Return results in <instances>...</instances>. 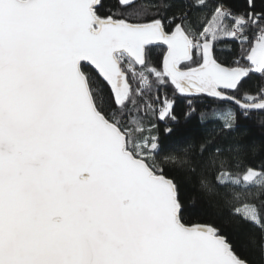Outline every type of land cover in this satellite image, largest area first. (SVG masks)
I'll return each mask as SVG.
<instances>
[{
    "label": "snow or ice",
    "instance_id": "1",
    "mask_svg": "<svg viewBox=\"0 0 264 264\" xmlns=\"http://www.w3.org/2000/svg\"><path fill=\"white\" fill-rule=\"evenodd\" d=\"M134 2L117 0L121 9ZM103 7L0 0V264H250L249 244L264 256V218L252 204L237 206L238 190H264V163L246 164L249 146L232 136L246 134L250 112L264 111V88L241 95L253 74L264 78V7L245 0L234 12L224 0H198L197 23L187 0H160L151 12ZM224 37L249 45L227 64L215 55ZM161 45V64L151 67L146 53ZM153 77L234 106L214 110L221 139L201 146L199 164L189 147L171 149L170 128L167 149L153 134V119L177 121L172 99L157 96L144 117L123 118L132 82L139 78L142 95ZM94 81L108 87L109 103ZM169 168L198 174L200 192L222 197L237 229L186 220ZM249 225L259 238L245 237Z\"/></svg>",
    "mask_w": 264,
    "mask_h": 264
},
{
    "label": "trees",
    "instance_id": "2",
    "mask_svg": "<svg viewBox=\"0 0 264 264\" xmlns=\"http://www.w3.org/2000/svg\"><path fill=\"white\" fill-rule=\"evenodd\" d=\"M160 0H135L132 8L121 9L118 7L117 0H102L104 7L100 9L101 14H111V12L124 11L132 13L135 11L151 12L155 9L150 5L159 3ZM167 2V0H166ZM185 0H176L177 4H183ZM198 0H187V3L192 4V8L186 9L191 14L193 23H197L203 14V9H197ZM209 4L215 3V0H208ZM227 7L234 12H242L244 10L245 0H224ZM257 8L264 7V0H256ZM230 23V22H228ZM249 39H254V33L250 29L247 33ZM247 43L241 45L238 40L232 38H221L216 45L215 55L220 61L231 62L239 59L242 48H248ZM163 46H157L152 49L150 53H146V59L151 67H158L162 61ZM194 66V65H193ZM140 68H138V71ZM131 80V75L129 74ZM94 87L101 89V95L105 103L110 102V92L106 85L94 81ZM140 88L139 78L132 82V97L126 102L128 104V111L125 112L123 118L128 121L130 117L140 116L144 117L145 101L154 102L159 96L161 101L165 96L174 101V115L177 121L171 119L167 121H160L158 118L153 119L152 123L156 124V130L153 132L161 139L162 149L169 147L168 141L165 140L166 128L173 131V137L170 139L174 141L171 149L179 151L181 148L189 147V158L197 164L203 159L201 156V146L208 143L219 142L221 137L218 132L219 124L222 122H212V114L214 110L234 107L233 105L222 103L218 99H214L205 94H179L174 92V86L170 83L165 86H158L153 77V84L151 90L143 89V94L136 93V89ZM264 88V78L258 74H253L245 81L243 92L246 91L252 95H256L258 91ZM135 100L133 104L132 100ZM144 106V107H142ZM206 114L207 121L202 118L201 114ZM151 119V117H148ZM146 127H151L145 120ZM241 124L246 128V134L242 132L233 133V140L249 146L248 155L245 163L256 168H260L264 163V111L256 110L248 114L246 120H241ZM132 126V125H129ZM254 146L256 151L253 152L251 147ZM164 152L161 153L163 159ZM208 155L204 153V157ZM172 175L177 177L181 189V198L184 201L185 207L189 209L186 213L185 219L191 220L192 223H215L223 226L226 230L234 231L238 225L235 217L230 216L225 207L224 199L222 197L207 198L199 190L198 174H191L184 169L169 168ZM235 171V169H232ZM224 190L221 189V192ZM239 202L237 206L243 204L254 205L258 212L264 218V190L252 187L249 189L238 190ZM259 228L249 225L245 232V237L249 240L259 238ZM243 255L247 257L250 264H264V256L252 244H249L243 251Z\"/></svg>",
    "mask_w": 264,
    "mask_h": 264
},
{
    "label": "water",
    "instance_id": "3",
    "mask_svg": "<svg viewBox=\"0 0 264 264\" xmlns=\"http://www.w3.org/2000/svg\"><path fill=\"white\" fill-rule=\"evenodd\" d=\"M161 46H162V45H161ZM89 67H91V66H89ZM136 67H137V68H140V66H139V65H137ZM205 95H207V94H205Z\"/></svg>",
    "mask_w": 264,
    "mask_h": 264
},
{
    "label": "built area",
    "instance_id": "4",
    "mask_svg": "<svg viewBox=\"0 0 264 264\" xmlns=\"http://www.w3.org/2000/svg\"><path fill=\"white\" fill-rule=\"evenodd\" d=\"M138 70V69H137Z\"/></svg>",
    "mask_w": 264,
    "mask_h": 264
}]
</instances>
